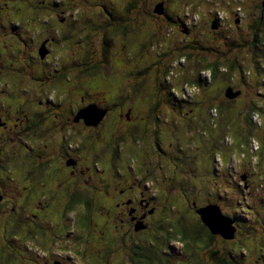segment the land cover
I'll return each instance as SVG.
<instances>
[{
    "label": "trees",
    "instance_id": "obj_1",
    "mask_svg": "<svg viewBox=\"0 0 264 264\" xmlns=\"http://www.w3.org/2000/svg\"><path fill=\"white\" fill-rule=\"evenodd\" d=\"M260 1L257 2V7L259 9L258 14L253 17V21L250 24V29L247 32V35H236L235 33H232L233 31L224 30L225 33H230L232 35V37H228L230 47L234 44L247 45L245 50L248 51V60L246 61H239L236 57H231L230 55L225 54L222 49V44L224 42L222 38H217L215 41L210 42L207 40V38H205L204 33H198L196 34L194 41L185 40L181 43H178L176 41L175 44L172 45L173 41L171 40V35H169L168 33L149 31L148 25H156L157 27H159V29H163L166 31L167 29L174 30L179 26H185L188 20H190L196 12L191 13L190 16L189 13H184L182 0H160L163 8V12L160 14L155 12L154 10L152 11L153 7H150L148 9L145 7L144 10H141L143 8L140 9L137 6V3L134 1L128 5L129 7L127 9V14L131 13L132 10L138 13V15L142 14L143 17H141V19H143V22L147 25V27L146 32L143 33V36L138 37L136 41H134V44L136 45L138 50H136L137 55L136 52L134 54L123 53L122 55H124V58H128L130 56L132 57L133 55L136 57V67L138 69V72H140V74L144 78V81L139 85H133L131 87L132 90H139L131 100L130 97L126 96L116 97L118 95L116 90L114 92L108 91L109 98L107 100L110 101L111 98L114 97V99H112L110 102L111 109L109 111L110 113H108L110 115L108 118L111 119L113 117L114 121L116 122V127H110L108 119L105 128L106 132L105 130H103L106 134V137L104 139H109L111 136V132L119 130V128L124 131V136L121 135V139L118 140L117 138L109 142V155L107 159L101 160L99 157L94 156L90 158V164L92 160H99V162L101 163V169L107 170V173H112L111 179L118 178L119 180V177L122 176L123 179L127 180L128 182L134 180L136 182L141 181L142 183L147 184L148 178L146 177V172H144L145 165L152 161L154 153L157 154L160 151H158L157 146L160 143L158 141H162L169 146V151L168 153L167 151H163L164 155H160L159 158L164 159V167H168L171 170L167 174L171 182L170 184L174 188H168V183L162 185L159 193L157 194L158 196L156 203L153 204L149 202L150 205L147 207L146 211L148 216L150 214L148 211L154 208L153 214L149 215L148 217V223L154 228L153 230L155 231V233H162L159 235L161 236V239H163L158 240L156 237L149 235V233L147 234L144 232L145 234H142V232H140V234H138L137 236H133L131 241H129L126 245L123 244L125 247H123L122 245L121 248H118L119 250L117 253H121L122 250H125V252L128 251L127 255L130 254V257L127 262L124 261L123 263V260L119 259V263L117 261L116 264H154L156 259L154 255L162 251L166 257L172 259L171 257H173L174 255L170 253L171 248L168 244L170 241L180 244L181 248L184 250L186 249V251L191 246H194L196 250L195 252L197 254V264H232L230 258H227V256H229L227 253L228 250L222 249L223 252L222 254H220V251H214L212 249V246H214L215 241H231L229 243H232V240L236 238L238 227H236L237 222L235 221L237 219L234 216L233 217L235 221L230 217L233 220V225L236 227L234 238L231 240H226L221 237V239L219 240V237L215 234H211L210 230H208V228L204 226L198 218L184 219V213L186 211L180 210L178 205L177 193L171 196L166 193H164V195L162 196L159 194L167 191V189L168 191L170 190L172 192H175V190H177L176 188H181L182 182L180 181L181 179L179 176V172L182 170V168H190V166H196V169L193 167L190 171L196 177L199 176L197 174V170L201 169L203 174L202 179L204 181L202 182H211L209 188L214 186L215 189H217V186H223V178H229L231 183H233L234 176H232L231 178V175L221 173L218 177H215L212 174L215 171L214 168H220L219 155H216L215 151H219L220 149L225 148L223 147L225 146L224 142L227 143L228 139L230 140L231 138L233 140V146H237L240 152L243 151V155L240 157V162H238V164H240V169L235 172L241 180L240 184L242 185V191L245 190V192H249V181L251 182V177H254V175H259L261 179L260 183L261 185H264V172H259L261 168L264 170V167L260 166L258 172L255 173L252 168L253 159L251 158V156H257L258 161L260 160V158L261 160L264 159V157H259L258 155V153L260 152V140L254 138L252 135H243L241 137H238L239 134L245 133L246 130H254L259 139L261 137H264V113L258 108L259 104H264V38L259 36V26L261 24V18L264 15V9L263 7H261L262 0ZM51 2L55 6L56 3L54 2V0H52ZM58 2L64 3V0H58ZM172 2L174 4L179 3V5H177L176 7L172 4ZM40 3L46 5L44 4L45 0L41 1ZM59 5L60 4H57L55 8H58ZM168 5H170V8L168 7ZM30 10L31 9H28L26 13ZM24 16L26 15L24 14ZM118 18H121V14L117 16V19ZM134 18H132L134 22L128 24V31L117 27V29H120L121 32L124 33L123 37L125 38V40L128 33L130 34L133 30H136V28H132L135 25V22L140 21L139 16H135ZM52 22H50V24ZM67 22L69 24L71 23V21L68 20ZM192 23L193 22H191V25L189 24L188 26V28L191 30H193L194 28V25ZM212 23L216 24V22H211V29ZM60 25V32L68 29V27ZM130 25H132V27ZM104 33L106 32L104 31ZM108 33V35H104L105 40H102L101 38L102 43L100 45V48L102 47L104 57V59H102L101 61L102 66H99V64L94 65L88 62L87 65L84 64L83 66L74 67L76 69H80L79 74L83 75L81 79L92 78L95 75L105 78V73L108 74L111 70V61L109 58L112 56H118L119 54L112 52V47L115 44V39L112 41L113 37L111 36L110 31H108ZM72 36L73 35L65 37V39L63 40L65 41L67 38ZM83 36L86 39V35L84 34ZM110 39L111 42H107V40ZM55 43L60 44L56 46H58V50H61L60 48L62 47V40ZM128 43H130V41H128L127 44ZM159 46H162L163 51L161 52V54L157 55L154 49ZM52 48L55 50V54L59 52L54 46ZM67 51L68 49H65V53ZM61 55L64 56L66 54ZM121 58H123V56ZM30 63L34 65L32 61H30ZM69 66H72V64ZM69 66L67 67L71 69V67ZM36 69L37 72L41 70L40 68ZM72 71L73 69L70 72ZM88 72H90V75L87 74ZM246 74H248L251 79L258 78V81H261L258 85L260 89L258 98L260 101L248 102L247 107L246 104L243 105V101L246 100L242 99L243 92L241 89L237 88L239 86L236 85V80L235 78H233L236 76L237 78L243 77V85L246 86V84H248ZM65 75L66 74L57 72L56 77L60 79V81H57L58 79L55 80L56 77L53 76L54 80L51 81L53 82V84L49 83L45 87L61 88L63 91H65L64 101H66L67 104L72 105L71 96L72 94H77L74 93V91L72 90L73 88L69 89L70 92H66V85L64 84ZM47 77L49 76L45 75V77L43 78L46 79ZM11 80L3 79V82L7 83L8 81L14 84V82L20 81L19 83L21 84L19 75H17V79L11 78ZM148 80H150V82L154 80V83L149 85ZM19 83L18 86L20 88L21 85ZM197 84H199L198 91L201 90V92L205 91L209 87L216 86L214 89V97H211L214 99L211 100V98L205 97L204 92L203 97L200 98L198 97L197 92L192 93L191 87L196 89ZM227 90H231L232 93L238 91V94L234 98H229L226 93ZM63 91L61 92V94L55 93L56 97L59 98L60 96H63L64 98ZM99 92L102 94L104 93V91ZM78 94L80 93L78 92ZM90 96L94 97L93 94H90ZM104 97L106 98L105 95ZM124 98L128 99V102H125ZM4 100L8 101V98L5 96ZM21 100H23V98ZM237 101H240V106L232 108V110H235L234 118L230 119L227 116H224L222 118L219 117V114H222L221 112H219V107L222 104H227L229 105L228 107H230L235 105ZM55 102L58 105L60 104L56 100ZM256 102L260 103L257 104ZM88 103H93L89 105H94L96 107L98 99L96 101L90 100ZM61 104L63 103L61 102ZM16 105L27 108L29 110V107L28 105H26L25 101L19 100ZM75 106H81V108L73 111V108H69L70 110H68L65 107L66 111H63L60 115V118L64 120V125L70 126L69 130H71L72 128V126L70 125V121L77 123L76 115L84 107L83 97H80V102H75L74 107ZM127 106L131 108V111L127 110ZM121 108H124L127 113H124ZM183 108L186 110L187 108H192L193 111H195V113L197 114L196 117L200 118L198 119L197 124L195 122L190 123L185 121L183 117L186 113ZM116 109H119L118 113H115ZM99 110H104V116L106 115V109L99 107ZM247 110H251V113L249 114ZM179 112H181L182 114H179ZM228 113H230V111H228ZM253 115L256 116L252 117ZM36 117V112L29 111L28 119L25 118V120L22 122V130L18 131L17 137L20 141L19 145L16 146L8 142H6L5 145L4 140L3 148L0 149V162L6 160L15 161L18 160V158L22 157L26 161H30L32 165L36 166L37 168L32 171L23 172V175L30 176L28 178V184H21L16 189H12L11 186L9 187L8 185L1 183L0 190L1 188H6V190H8L9 192L8 194L0 193L3 196L6 204L5 206H2L6 209L5 212L2 213H4V215H9V206L11 205V203L14 204V207L16 209L15 203L18 205L22 201H26L28 206H24V208L23 206L18 205L19 211L17 212H20V209L23 207L28 212L27 215L29 216V221H31L35 227L36 224L37 226H39L42 223L43 219H47L48 215H46L44 207L46 205H49L52 200H55L56 207L55 209H52V214H61V222L64 221L67 225L71 221V224H75L76 222L73 221L71 215L76 213V215L78 216V220L76 221L79 222L82 229L85 228V231H89V229H91L92 232L93 230L96 231L93 228L95 225L97 226L98 218H103V213H101V211L99 210V208L101 207L100 205L102 204V196L97 193V191L93 187L85 184L84 179L87 177V174L82 176L77 173L79 174L77 177L75 173L74 175L69 174L62 180L52 179V183L49 188L44 185L33 184V180L31 179V177L35 176L36 173H42V171L52 165L51 157H53V153H48L47 149L38 147L39 139L42 138H37L35 136L29 135L28 133H24L25 129L31 124L34 125L35 129L42 133L39 129L42 123H40V121H37ZM214 117L215 121L212 122V126L209 129V125L211 124L210 119ZM56 118L57 114L55 113V119ZM256 118L260 121L258 126L255 125ZM77 119L78 121H82L83 125L85 126L84 130L77 126L79 128L78 132H74L72 130L69 135L63 136L58 132L56 134L53 133L52 135L51 133L50 136H47L48 144H63L68 147L70 152L72 150L77 151V157L82 156L84 158H88L90 152H92L93 154L100 153L98 151L103 149L104 145L100 144L99 142L96 146H91L88 152L85 154H82V149L86 146L92 145L95 139H98V141H100L98 137L103 131L92 136H89V133H93L96 130H99L105 120L102 119L97 124L92 125L86 124L85 121L81 118ZM162 119L165 120L164 122L166 123H160ZM121 121L122 123L120 124L119 122ZM206 127L210 130V134L206 133ZM218 128H220L221 133L219 136H215L213 132ZM226 129L228 131H226ZM128 140L129 143L127 142ZM44 141H42L40 144H42ZM122 141L123 145L120 144V147H118V144L122 143ZM131 141L132 146H129L126 150L127 145H130ZM44 146L48 147L46 143L44 144ZM25 150H27V152L24 153ZM120 150H126L122 152H127V154H121ZM109 156H111L113 160H110ZM225 157L229 160V156L227 154H225ZM130 160L131 163H136L135 168L132 170L126 167L127 163ZM105 161L107 162V164L105 163ZM83 162H85L88 166L90 165L84 159ZM201 165L203 168L201 167ZM158 166L161 165L153 163L151 169L153 167L157 168ZM228 167L230 168L229 165ZM228 167L227 169L230 170ZM93 172L95 173L96 171L93 169ZM210 173L212 176H207L206 178H204V175H209ZM152 174L153 173H150L151 177ZM177 175L179 178H177ZM242 176H244V179H242ZM34 178L35 180H37V177ZM168 178L166 180H168ZM212 179L213 181H210ZM191 180L192 178H190V181ZM184 181L185 184H187V180ZM2 185L5 186L3 187ZM156 185L158 186L161 184L157 183ZM204 185L207 186V184ZM188 187L190 189L189 192L191 193L190 196L187 195V192L186 190H184V188H181L180 191L181 193H183L185 198L187 197L186 203L190 202V205L192 207L195 202H197V198H199L200 196H195L193 194L194 191H200V194H202L203 189L200 188L198 184L192 186L188 185ZM107 188L109 187H106L105 189ZM69 189L73 191L76 190L74 192L75 195L71 197L67 202H65L63 198L66 195L69 196ZM53 190L58 192V197L56 199L54 197ZM60 195H62L63 197L61 198ZM151 199L154 201L152 197ZM261 200L262 198L258 196L250 201L252 204L257 203L262 206L264 204ZM245 204H247V202ZM172 206H174V210L176 209V217H173L174 220L170 221L169 217L167 216V208H171ZM238 206H240L241 211L244 210L243 208L245 207V205L243 206L242 204H238ZM69 217L71 218V220L69 219ZM4 219L7 220L8 217L6 216ZM50 219L51 218H49V220ZM260 220L264 221L263 218H261ZM107 226H110V224L103 223V227ZM110 229H116L115 223L114 225H112V227H110ZM261 229L264 228L261 227ZM126 233L127 231H125L121 237L119 236L118 240H115L112 235H109L107 233H105L108 235L106 239L105 236H97V238L99 239V245L97 242H95V245L92 246L91 251H94L95 254H97L98 252L99 254V247H103L108 252L107 256H109L106 258L101 257L97 264H110L109 261L111 259H116V257H111V254L113 255L112 251L118 245L119 240L124 239L123 237L124 235H126ZM37 235L38 232L36 231V229L32 231L31 235H29L31 236V239L34 241V243L38 242L36 238ZM165 235L168 236L166 237ZM61 237L64 239L63 245L65 247H71V250L75 248L76 257L80 259V257L86 255L87 251L84 249L85 246H83V248L74 246L67 234H62ZM149 237H152L154 244L152 245L147 242L148 244L143 246L141 242L147 241ZM95 238L96 236L94 237V239ZM248 238H251V236ZM73 239L75 241V244L76 242L80 243L84 240L87 241V238L83 235L74 236ZM27 242L30 243L29 241ZM67 242H71V244L68 246V244H66ZM38 244L40 248H43V246L45 245L44 248L46 250H49V241H43ZM190 252L192 254V251ZM172 260L169 261L172 262ZM80 262L81 264H96L93 259L91 263H87V261L83 259L80 260ZM166 264L168 263L166 262Z\"/></svg>",
    "mask_w": 264,
    "mask_h": 264
},
{
    "label": "rangeland",
    "instance_id": "obj_2",
    "mask_svg": "<svg viewBox=\"0 0 264 264\" xmlns=\"http://www.w3.org/2000/svg\"><path fill=\"white\" fill-rule=\"evenodd\" d=\"M41 1L43 0H2L3 3L7 2L10 8L4 9L3 12L0 13V50L6 53L7 55H10V57L13 55L11 57V61L14 63V65L19 63V66L21 68H19L18 66L16 67L18 68V73H19L18 75L20 76L21 84L19 83L20 81H16L14 82V84L7 81V87L4 89V82L3 81L0 82V89H4L2 90V97H0L3 98L2 101L3 104L0 101V114L7 119L8 124H11V129L1 131L0 144H4V140H5V145L6 142L16 146L19 145L20 143V141L17 138L18 128L16 127L12 128V124L17 123L18 121L23 122L26 116L29 115V110L19 105L15 106L19 100L25 101L28 98L32 101H41L42 107L44 106L45 103L53 102L55 100L58 103L63 102L64 109L63 108L61 109V106L57 105V108L54 109L50 114H48V117L54 119L55 117L53 116L52 113L54 112L57 114V118L53 122L56 125V130L54 134L58 132L60 135L65 136V135H69V133H71L72 130L74 132H78L79 128L84 130V128L81 127L80 125L78 124L74 125L75 123L72 121H70L71 122L70 125L72 126L71 130H69L70 128L69 125H64V120L60 118V115L62 114L61 110L66 111L65 107L68 106V108H73L75 102L76 103L80 102V97H83V103H88L90 100L96 101L98 99V103L96 104V106L104 107L108 111H110L111 109L110 102L112 99H114V97H112L111 100L108 101L107 100L109 98L108 91L114 92L116 90L118 94L116 97L126 96V97H130L131 100L132 97L139 91V90H132L131 87L133 85L135 86L139 85L141 82L144 81V78L142 77L140 72H138V69L136 67L137 66L136 57L133 55L132 57L130 56L128 58H124V55L122 54L123 53L134 54L136 52L137 47L134 44V41H136L138 37L143 36V33L146 32L147 25L143 22V19H141V17H143L142 14L138 15V13H136L134 10H132L131 13L127 14V9L129 7L128 5L134 1L137 3V6L140 9L143 8L141 10H144L145 7L147 9L153 7L152 11L153 10L155 11L157 9V5L160 3V0H67V1L64 0V3H59L58 0H54V2L56 3L55 6H57V4H60L58 8H55L53 3L51 2L52 0H45L44 4L46 5L40 3ZM257 2H259V0H182L184 13L186 14L189 13L190 16L191 13L196 12L191 17V19L188 20V22L186 21L187 24L185 26H179L174 30L167 29V31L163 29H159V27H157L156 25H148V27H149V31L151 32H165L171 35V40L173 41L172 45H174L176 41L178 43H181L185 40L194 41L196 34L198 33H204L205 38H207V40L210 42L215 41L217 38H222L224 40L222 44V49L225 54L230 55L231 57H236L239 61L242 60L246 61L248 60V51L245 50L247 45L234 44L233 46L230 47L228 37L230 36L232 37V35L230 33H225L224 30L233 31L232 33H235L236 35H240V34L247 35V32L250 29V24L253 21V17L258 14L259 9L257 7ZM172 4L176 7L177 5H179V3L174 4L173 2ZM1 6H3V4H1V0H0V7ZM11 7L20 8L22 10L21 12L22 16L17 22L18 26L14 25L13 28L12 27L7 28L6 24L4 23V21H2V19L14 17L16 11ZM168 7L170 8V5H168ZM28 9L31 10L26 13ZM24 14L26 16H24ZM120 14H121V18L117 19V16ZM51 15H53L52 18L50 17ZM64 16L67 17V20L71 21V23L70 24L68 23V25L65 26L68 27L67 30L65 29L63 32H61V34L58 35V38L62 40V47L60 48L61 50H58V46H56L60 44L54 42L55 43V44L53 43L54 47L59 52L55 54V50H54L48 62L43 63V65L45 66L40 67L41 70H39V72L37 71L34 72L35 68L30 63L29 58L26 56V50L29 44L28 39L34 36L33 33L35 34V30L37 26L41 24L43 21L46 20L49 23L54 20L59 21ZM135 16L136 17L139 16L140 21L135 22V25L133 27L132 25H130L132 28H136V30H133L130 34L128 33L125 40V38L123 37L124 33H122L120 29H117V27H120L121 29L128 31V24L134 22L132 18H134ZM212 21L216 22L217 28L215 29L210 28V24ZM191 22H193L192 24L194 25L193 30L188 28ZM49 30L51 34L54 33V29L52 31L51 29ZM104 31L106 33H104ZM108 31H110V34L113 37L112 41L115 39V44L112 47V52L119 54L118 56L115 57L112 56L109 58L111 61L110 62L111 70L109 71L108 74L105 73V78L98 77L97 75H95L92 78L81 79L83 75L79 74L80 69L79 68L76 69L74 67L83 66L84 64L87 65L88 62L94 65L99 64V66H102L101 61L102 59H104V57H103L102 47L100 48V45L102 43L101 38L102 40H105L104 35H108L109 34ZM259 31H260L259 36L264 38V15L261 18ZM42 34L44 35L43 26L39 28V33L38 35L35 34V37L39 38ZM84 34L86 35V39L83 36ZM70 35L73 36L67 38L65 41L63 40L65 39V37H68ZM35 37H33V40L37 41L38 39H35ZM52 37H54V35H52ZM22 39L27 41V45L24 44V41H22ZM128 41H130V43L127 44ZM107 42H111V39L107 40ZM18 48L19 50L16 51L15 49ZM65 49H68L69 53L68 51L65 53ZM154 50L157 55L161 54V52L163 51L162 46L156 47ZM61 54H66V55L63 56ZM16 55H18L20 58H17ZM122 56L123 58H121ZM71 64L72 66H69ZM67 66L71 67V69H69ZM32 69L33 72H31ZM72 69L73 71L70 72ZM11 70L14 71V68H12ZM57 72L66 74L64 76V84L66 85V89H65L66 92L67 93L70 92L69 89L73 88L72 90L74 91L75 94H77V95L72 94L71 96L72 105H69L67 104L66 101H64L65 91H63L61 88L45 87L49 83L53 84V82L51 81L54 80L53 76L56 77ZM42 73H47L46 75L49 77H47L46 79L39 78V76ZM3 74L4 77H7L8 79L10 78L17 79V75L15 74L6 73L5 71L3 72ZM87 74L90 75V72H88ZM246 76H247L246 78L248 79V84H246V86L243 85V81H244L243 77L237 78L236 76L233 78H235L236 80L235 82L236 85L239 86L237 88L241 89L243 92L242 99H246L243 101V105L246 104L247 107L248 102L260 101L258 98V94L260 92L258 85L261 81H258V78L251 79L248 74H246ZM57 79L58 78L56 77L55 80ZM57 81H60V79H58ZM148 81H149V85L154 83V80L152 82H150V80ZM18 83L21 85L20 88L18 86ZM8 85L10 86V89ZM215 87L216 86L209 87L205 91H203L205 97L208 98L214 97ZM198 88H199V84H197L196 89L191 87V92L192 93L197 92L199 98L203 97V92H201V90L198 91ZM7 90L9 94L11 93V97L10 99H8V101L4 100ZM61 90L64 93L63 94L64 98L63 96L57 98L55 93L61 94L62 92ZM99 91L102 92L104 91L105 94L104 93L102 94ZM78 92L80 94H78ZM89 93L93 94L95 98L90 96ZM104 95L106 96V98L104 97ZM22 98L23 100H21ZM213 99L214 98H211V100ZM125 102H128V99H125ZM256 103L259 104L260 102H256ZM8 105H12V106H8ZM262 105L259 104L258 108L260 111L264 113V104L262 103ZM228 106L229 105L227 104H222L219 107V112L222 113L219 114L220 118L224 116H227L230 119L234 118L235 110L234 109L232 110V108L239 107L240 101H237L236 104L233 106L230 107ZM86 107H88V105H86L84 108ZM121 110H123L124 113L125 112L127 113V111L124 108H121ZM127 110L131 111V108L127 106ZM184 110L186 113L185 115L183 114L184 115L183 118L185 119V121L190 123L195 122L197 124L198 119L200 118L196 117L197 114L195 113V111H193L192 108H187V110L186 109ZM228 111H230V113H228ZM118 112L119 109H116L115 113ZM247 112L250 114L251 110H247ZM179 114L182 113L179 112ZM109 116H110L109 114L107 116H103L104 118L102 119L105 121L102 123L99 130H96L93 133H89V136L99 134L100 132L105 130ZM255 116L256 115H253L252 117ZM162 121L160 123H166L164 122L165 120L162 119ZM210 121L211 124L209 125V129L212 126V122L215 121V117L210 119ZM255 122H256L255 125L258 126L260 121L259 119L256 118ZM119 123L121 124L122 121ZM109 125L110 127H116V122L114 121L113 117L109 119ZM209 129H207V127L205 128L207 134L211 133ZM226 131L228 130L226 129ZM213 133L215 136H219L221 133L220 128L215 130ZM110 135L111 136L109 139H104L106 137V134L104 133V131L100 133L98 137L100 141H98V139H95L92 145L86 146L82 149V154L87 153L89 148L91 146H96L98 142L104 145L103 149L98 151L100 153L93 154L92 152H90L88 158L79 156L80 159H84L89 164H90V158L94 156L99 157L101 160L107 159L109 153L107 151L108 145L106 144V141L115 140L117 138L118 140L121 139V135L124 136V131H122V129L119 128V130H115L114 132L112 131ZM243 135H248V136L252 135L254 138L260 140L259 141L260 152L258 153V155L259 157H264L263 156L264 137H261L259 139L258 135L254 130H246L245 133L239 134L238 137H241ZM232 141H233L232 138L230 140L228 139L227 143L224 142L225 146L223 147L225 148H222L219 151H215V154L219 155L220 168L219 169L214 168L215 171L212 174L215 177H218L221 173L226 175H231L230 176L231 178L232 176H234L233 183H231L229 178L227 179L223 178V182H224L223 186H217L216 187L217 189H215L214 186L209 188L211 182L207 183L206 181L205 183H203L204 181L202 179L203 174L201 169L197 170V174L199 176L196 177L194 174L190 172L193 167L196 169V166H190V168H182V170L179 172V176L181 179L180 181L182 182L181 188H184V190H186L187 192V195L190 196L191 193L189 192L190 189L188 185L192 186L198 184L199 187L203 189V193L200 194V191H194L193 194L195 196L200 195L199 198H197V202H195L196 205L202 207L209 203H215L221 208V211L224 214H227L233 219L234 217L237 219L236 221L234 219V221L237 222L236 227H238V233L236 238L232 240V243H229L231 241H226V242L215 241L214 246H212V249L214 251L218 250V252L220 251V254H222L223 252L222 249L228 250L227 253L229 256H227V258H230L232 264H264V229H261V227L264 228V221L260 220L261 218L264 219V205L261 206L260 204L257 203L252 204L250 201L253 200V198L259 196L262 198L261 201L264 204V185H261L260 183L261 182L260 176L258 175L259 176L258 178V176L254 175V177L253 176L251 177V182L249 181V185H250L249 192H245V190L242 191V185L240 184L241 180L239 179V176H237L235 172L238 169H240V164H238V162H240V157L243 155V151L240 152L237 146L235 145L233 146ZM127 142L129 143V140ZM158 142L162 144V146H160L159 144L157 146L158 151L159 150L160 151L157 154L154 153V156L152 157V161L146 164L144 168V172H146L147 174L146 177L148 178V182L146 184V187H148V194H146V196L149 197L150 195L155 202L157 201V196H158L157 194L159 193L162 185L168 183L167 185L168 188L172 189L173 187L170 184L171 183L170 180H166V178L168 177L167 173H169V171L171 170L168 167L165 168L164 159L159 158L160 155H164L163 151H167L168 153L169 146L163 143L162 141H158ZM120 144L123 145V141L122 143L118 144V147H120ZM129 146H132V141L130 145H127L126 150L128 149ZM44 149H48V147L44 146ZM126 150H122V151H126ZM122 151L121 154H127V152H122ZM25 152H27V150H25L24 153ZM56 153L57 151L53 152V157L51 161L52 165H50L47 169L42 171V173L40 174L36 173L35 176L31 177V179L33 180V184L44 185L47 188H49V186L52 183V179L57 180L61 176H65L64 168H66V166L62 164L59 158H57L59 154ZM77 153H78L77 151L72 150L70 154V159H77L76 156ZM225 154L229 156V160L228 158L225 157ZM251 158L253 159L252 168L255 171V173H257L260 166L264 167V159L261 160L260 158V160L258 161L257 156L256 157L251 156ZM109 159L113 160L111 156H109ZM67 161L68 162L66 163H68L69 168H71L70 165H73L72 161L69 159ZM105 163L107 164L106 161ZM153 163L160 164L161 166H158L157 168L153 167L151 169ZM228 165L230 166V168L228 167ZM89 166H91L96 171L102 170L101 163L99 162V160H92ZM135 166L136 163H131V160L126 165V167H128L130 170L134 169ZM227 167L230 170H228ZM34 169H37L36 166H33L30 161H26L22 157L18 158V160L15 161L6 160L0 162V183H4L9 187L11 186L12 189H16L21 184H28L29 181L28 178L30 176L23 175V172L32 171ZM83 169H85V167ZM259 172L263 173L264 170L261 168ZM86 173L87 171L83 170V176L86 175ZM150 173H153L152 177L150 176ZM204 176H205L204 178H206L207 176H212V175L210 173L209 175H204ZM34 177H37V180H35ZM177 178H179L178 175ZM190 178H192L191 181ZM122 179L123 177L120 176L119 177L120 182ZM184 180H187L186 181L187 184H185ZM210 181H213V179ZM101 182L102 181L99 177H93L92 185L99 194L102 189V186L100 185ZM157 183L161 185L157 186L156 185ZM204 184H207L208 187ZM5 185L2 186L4 187ZM117 186H119V184H116L115 187ZM181 188H176L177 190H175V192H172L170 190L168 191L167 189V191L162 192L159 195L162 196L164 195V193H166L169 196H171L177 193L179 208L182 211H186L184 213L185 215L184 219L198 218L197 215L194 213L193 207H191L190 202L186 203L187 197L185 198L183 193H181L180 191ZM3 192L4 194L9 193L8 190H4ZM53 194L56 199L58 197V192L53 190ZM66 196L63 198L64 201L66 200ZM118 196H119L118 194H115V192L111 190L110 196L105 200L106 203H102L100 205L101 207L99 208V210L101 211V213H103L102 217L105 218L106 220L104 222H101L100 218H98L97 226L95 225L93 228L96 231L93 230V232L91 229H89V231H85V228L82 229L79 222L76 221L78 220V216L76 215V213L71 215L73 221L76 222L75 224H71V221L67 225L65 224L64 221L61 222L62 219L61 214L59 215L58 213L54 215L52 214V209H55L56 207L55 200H52L49 205H46L44 207V211L46 215H48L47 219L46 220L43 219L42 223L39 226H37L36 224L34 227V229H36V231L38 232V235L36 236L38 242L34 243V241L31 239V236L29 235H31L32 231L30 230L27 232V235L25 237V238H29V240L33 241L34 243L31 244L26 242L27 247L29 249H37L38 251L36 250L31 252L19 251L17 253L19 258L17 257L16 258L20 260L22 263L24 262L27 264H53L52 260L63 261L65 264H81L80 260L82 259L86 260L87 263H91L93 259V261L97 264L101 257L102 258L109 257L107 256L108 252L103 247H99L100 249L99 254L98 252L97 254H95V252L91 250H92V246L95 245V242H97L99 245V239L97 238V236L100 235L99 231H104L105 233L112 235V237L115 240H118V237L121 234V232L124 233L126 231V228H128L125 225L126 228L122 226L119 229H115V230L110 229V227H112V225H114L115 223V219H112V215H114V213L116 212V211H111V208L113 207L114 202L116 201V198ZM122 196H128V195L127 193L123 192ZM60 197L62 198L63 196L60 195ZM246 202L247 204H245ZM238 204H242L243 206L245 205L243 211H241L240 206H238ZM18 205L23 207L28 206L26 201H22ZM18 205L16 204L17 206L16 209H18ZM127 207L130 208L131 205H128ZM175 210H174V206H172L171 208L170 207L167 208V216L169 217L170 221L174 220L173 217H176ZM6 216L8 217V219H10L14 215L13 216L4 215V213L1 212L0 224H2V219L4 220ZM49 218L51 219L49 220ZM71 218L69 217L70 220ZM8 219L6 220V223L8 222ZM103 223H108L110 224V226L103 227ZM135 223L138 224V222L136 221ZM14 224L15 223L9 222L7 224L8 229L11 230V228L14 227ZM2 225H0V233H5L6 231L5 225L3 226ZM142 228L144 229L145 226L138 227L139 230L137 231H140ZM149 228L150 230L148 229L149 231L145 233L147 234L149 233V235L156 237L158 240L163 239V238L161 239V236L159 235L162 233L159 234L155 233V231L153 230L154 228L152 226H149ZM12 233L13 234L17 233V231H13ZM135 233L133 231H128L126 235L123 237L124 239L119 240L118 245L112 251L113 255L110 253L111 257H116V259L113 258L109 261L110 264H116L117 261L119 263V259L123 260V263L124 261L127 262L129 260L130 254L127 255L128 251L125 252V250H122L121 253H117V252L119 250L118 248H121L123 244L126 245L129 241H131L133 236L138 235V233L136 234ZM62 234H67L71 242L74 244V246H77L78 248L80 247L83 248V246H85L84 249L87 251L86 255L85 256L83 255L84 257L82 256L80 257V259L76 257L75 248L71 250V247L68 248L63 245L64 239L61 237ZM80 235L85 236L87 238V241L84 240L83 242L80 243L76 242L75 244L73 237ZM95 236L96 238L94 239ZM165 236L167 237L168 235ZM250 236L251 238H248ZM3 238L4 236L0 237V242L3 240ZM220 239L221 238L219 237V240ZM43 241L45 242L49 241L48 244L49 250H47L45 253L38 244ZM19 242L20 241L13 240L12 245H17V243ZM71 242L70 243L67 242L66 244H68L69 246ZM147 242L152 245L154 244L152 237H149L147 241H142L141 243L143 246H145L146 244H148ZM168 244L169 247L171 248L170 253L174 255L173 257H171L173 260L166 257L162 251L159 252L158 254H155L157 256L154 255V257H156L154 264H166V262L168 264H173V263L197 264L196 263L197 254L195 252L196 250L194 246H191L186 251V249L185 250L182 249L181 245L178 243L170 241ZM124 245L123 247H125ZM18 247H21V245L18 244ZM188 250L192 251V254ZM168 259L172 260V262L169 261ZM0 264H9V260L3 258V251L2 252L0 251Z\"/></svg>",
    "mask_w": 264,
    "mask_h": 264
},
{
    "label": "flooded vegetation",
    "instance_id": "obj_3",
    "mask_svg": "<svg viewBox=\"0 0 264 264\" xmlns=\"http://www.w3.org/2000/svg\"><path fill=\"white\" fill-rule=\"evenodd\" d=\"M1 4H3V6L0 7V13L3 12L4 9L10 8L8 6L7 2L3 3L1 0ZM261 7H262V5H261ZM11 8L16 11V14H14L15 18L10 17V18H6V19H2V21H4V23L6 24L7 28H11V27L13 28L14 25L18 26L17 22L19 21V17L22 15V13H21L22 10L20 8H13V7H11ZM50 17L52 18V15ZM43 22L37 26V28L35 30V34L38 35L39 28L42 25L44 28V35L42 34L39 38H37V37H35V34L33 33V35H34L33 37H35V39H38V40L34 41L33 37L29 38L28 39L29 40L28 48L26 50V56L29 58L30 61H32L34 63L33 66L35 69L45 66V65H43V63L48 62V60L52 54V51H54V49L52 48L55 44L54 42L60 41V39L58 38V35L61 34L59 25L60 24H61L60 26L68 25L67 17H65V16L62 17L59 21L54 20L51 24L48 23V21H46V20ZM49 29H51V31L54 29V33L51 34ZM52 35H54V37H52ZM22 41H24V44L27 45L26 40L22 39ZM41 46H43L44 51H45V55L43 58H41L39 53H38V50L41 48ZM15 50L17 51L18 49H15ZM15 50H14V52H15ZM16 54H17V52H16ZM11 57H10V55H7L6 53H4L3 51L0 50V82H2L3 79H5V78H6V80L8 79L7 77H4V74H3L4 71L6 73H10V74H15V75L19 74L18 68L16 66H18L19 68H21V67L19 66V63L14 65V63L11 61ZM16 57L20 58L18 55H16ZM7 62H9V63H7ZM12 68H14V71L11 70ZM36 71H37V69H36ZM31 72H33V70ZM34 72H35V70H34ZM46 74L47 73H42L39 76V78L43 79V77H45ZM10 80H11V78H10ZM6 87H7V83L4 82V89ZM4 89H0V97H2V90H4ZM9 89H10V86H9ZM5 96H7V98L9 99L11 97V93L9 94V92L7 90V93L5 94ZM0 101L2 102L3 98H0ZM25 103H26V105H28L29 111L37 113V117H36L37 121H40V123H42V125H40L39 129L41 130V132L43 134L40 133L37 129H35L33 124L28 126L25 129L24 133H26V134L28 133L29 135L35 136L37 138H42V139H39L38 147L44 149V144L46 143L47 146L49 147L47 149L48 153H53L54 151H57L56 154H59V156L57 158H59L61 160L62 164L66 166V168H64V170H65L64 175L65 176H61L58 179L62 180L64 178H66L69 174L74 175L75 173H76L77 177L79 174L83 176V170H86L87 171V173H86L87 177L84 179L85 184L90 185L91 187L94 188V186L92 185L93 177H99L102 181L100 183V185L102 186V189L100 192V195L102 196V203H106L105 200L110 196L111 190L114 191L115 194L119 195L116 198V201L114 202L113 207L111 208V211H116L114 213V215H112V219H115L116 229H118L119 227H122V226L124 228H126L125 227V225H126L128 227V228H126L127 232L133 231L134 233L136 232V233L140 234V232L144 233V232L149 231L150 230V228H149L150 224L148 223V219H149L148 217H149V215L153 214L154 208L152 210L148 211L150 213L148 216H147L146 211H147V207L150 205L149 202H151L153 204L156 202L151 199L150 195H149V197L146 196V194H148L146 183H142L141 181L136 182L134 180H132L131 182H128L127 180H124V179L120 182L118 180V178L111 179L112 173H107V170H105V169H102L100 171L95 170L96 172L94 173L93 169H91L92 167L88 166L85 162H83V159H80L79 156L77 157V159H70L71 152L69 151L67 146H65L63 144H59V145L48 144L47 136H50L51 133L53 135L54 130L56 128V125L53 123L56 119L55 118L51 119V117H48V114H50L54 109H56L58 104H56L55 101L47 102L42 107L41 101H32L28 98L25 100ZM2 104H3V102H2ZM89 104H93V103H84V107L86 105H89ZM55 105H56V107H55ZM8 106H10V105H8ZM15 106H17V105H15ZM59 106H61V109H62V107L64 108V103L63 104L60 103ZM66 108L68 110L71 109V108L69 109L68 106ZM79 108H81V106L80 107L79 106H75V107L73 106V111H76ZM97 108L99 109V107H97ZM100 108L106 109L104 107H100ZM63 111L61 110V112H63ZM106 112H107L106 115H108L109 111L107 110ZM52 114L55 117V113L53 112ZM26 119H28V116H26ZM68 119H69V117H68ZM18 120H19V118H18ZM76 121H77V123H75V124H78L83 128L85 127L81 120L78 121V119H76ZM15 127L18 128L17 131H21L22 130V122L18 121L17 123H13L12 128H15ZM9 129H11V124H8L7 119L3 115L0 114V133H1V131L9 130ZM42 141H44V142L42 144H40ZM110 141L111 140L106 141V144L108 146H110V143H109ZM159 144L162 146L161 143H159ZM1 148H3V144H0V149ZM107 151H108V148H107ZM108 153H109V151H108ZM51 159H52V157H51ZM67 159L71 160L73 163V165H70L71 168H69L68 163H66V162H68ZM84 167H85V169H83ZM77 173H79V174H77ZM168 180H169V178H168ZM116 184H119V186L115 187ZM0 186H1V183H0ZM106 187H109V188L105 189ZM110 187H111V189H110ZM4 190H6V188H1L0 193L4 194V192H3ZM74 192L75 191H71V189H69V196H66L65 202H67L71 197H73L75 195ZM123 192L127 193L128 196H122ZM5 205H6L5 200H4L3 196L0 194V211L1 212H5L6 209L2 207ZM128 205H131V207L128 208L127 207ZM15 206H16V203H15ZM16 208H17V206H16ZM9 210H10L9 215L10 216L14 215V216L12 218L8 219L7 223H6L5 219L2 220V224L6 223V227H5L6 231H5V236H4L3 240L0 242V251L1 252L3 251V258L8 259L9 264H27L24 262L22 263L20 260L17 259V258H19L17 253L19 251H29V252L34 251V250L37 251V249H29L27 247V245H26L27 241H29L31 244H34V243H33V241L29 240V238H25L27 235V232L29 230L33 231L34 225L32 224L31 221H29L30 219H29V216L27 215L28 212L23 207L20 209L21 210L20 212H17V211H19V209H15L14 204L11 203V205L9 206ZM109 211H110V209H109ZM105 220H106L105 218H100L101 222H104ZM135 221L138 222V224H136ZM9 222L15 223L14 227H12L11 230H9L7 227V224ZM135 226H137V227L145 226V228L141 229L140 231H137V229H135ZM13 231H17V233L13 234L12 233ZM99 233H100V236H102V237L105 236V239L108 236L103 231H99ZM122 235H123V233H121L119 236L121 237ZM102 237H100V238H102ZM13 240H17L20 242L17 243V245H12ZM18 244H20L21 247H18ZM44 246L42 248L43 251H47L44 248ZM12 252H15V253H12ZM48 256H49V254H48ZM32 262H33V260H32ZM52 262H53V264H56V263L57 264H65L63 261L52 260Z\"/></svg>",
    "mask_w": 264,
    "mask_h": 264
},
{
    "label": "water",
    "instance_id": "obj_4",
    "mask_svg": "<svg viewBox=\"0 0 264 264\" xmlns=\"http://www.w3.org/2000/svg\"><path fill=\"white\" fill-rule=\"evenodd\" d=\"M261 5L264 9V0H262ZM155 12H163L162 3L157 5ZM211 27L212 29L216 28V24L212 23ZM38 53L41 58L44 57L45 51L43 46H41V48L38 50ZM226 93L229 98H234L238 94V92L232 93L231 90H227ZM104 114V110H99L94 105H88V107L84 108V110L82 109L79 111L76 116L77 118L83 119L86 124L95 125L103 118ZM242 179H244V176H242ZM195 213L198 215L202 224L206 226L208 230H210L211 234L220 235L226 240H231L234 238L236 227L233 225V220L222 214L220 208L217 205L208 204L203 207L196 208ZM136 229L139 230L137 226Z\"/></svg>",
    "mask_w": 264,
    "mask_h": 264
},
{
    "label": "clouds",
    "instance_id": "obj_5",
    "mask_svg": "<svg viewBox=\"0 0 264 264\" xmlns=\"http://www.w3.org/2000/svg\"><path fill=\"white\" fill-rule=\"evenodd\" d=\"M196 204V203H195ZM209 204H212V203H209ZM206 205H208V204H206ZM215 205H217V204H215ZM205 206V205H204ZM203 207V206H202ZM219 207V206H218ZM196 208H200L198 205H193V211H194V213H195V210H196ZM220 208V207H219ZM195 209V210H194ZM220 210H221V208H220ZM222 212V211H221ZM196 214V213H195ZM222 214H224L223 212H222ZM197 215V214H196ZM225 216H227V217H229L230 218V216H228L227 214H224ZM197 217H198V215H197ZM198 219H199V217H198ZM231 219V218H230ZM200 220V219H199ZM201 222V221H200ZM3 236H5V233H0V237H3ZM216 236H219L220 238H221V236L220 235H216ZM38 251V250H37ZM46 251H44V253H45Z\"/></svg>",
    "mask_w": 264,
    "mask_h": 264
}]
</instances>
